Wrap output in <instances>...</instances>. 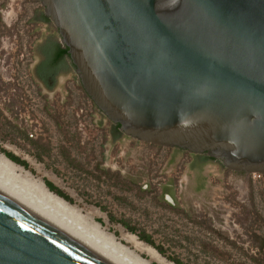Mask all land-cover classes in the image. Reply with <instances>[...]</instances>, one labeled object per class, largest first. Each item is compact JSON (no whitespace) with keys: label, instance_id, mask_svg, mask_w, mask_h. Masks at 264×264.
Segmentation results:
<instances>
[{"label":"rangeland","instance_id":"1","mask_svg":"<svg viewBox=\"0 0 264 264\" xmlns=\"http://www.w3.org/2000/svg\"><path fill=\"white\" fill-rule=\"evenodd\" d=\"M43 15L38 0H0V179L45 199L59 218L113 240L144 264H175L171 257L184 264H264V176L123 134L69 65L60 66L64 73L45 89L36 76L37 50L48 39L61 42ZM3 151L27 166L5 162ZM140 232L164 253L139 240Z\"/></svg>","mask_w":264,"mask_h":264},{"label":"water","instance_id":"2","mask_svg":"<svg viewBox=\"0 0 264 264\" xmlns=\"http://www.w3.org/2000/svg\"><path fill=\"white\" fill-rule=\"evenodd\" d=\"M38 1L110 125L264 176V0ZM0 264L112 263L0 191Z\"/></svg>","mask_w":264,"mask_h":264},{"label":"bare ground","instance_id":"3","mask_svg":"<svg viewBox=\"0 0 264 264\" xmlns=\"http://www.w3.org/2000/svg\"><path fill=\"white\" fill-rule=\"evenodd\" d=\"M3 159L7 163H11V160L3 156ZM1 178V177H0ZM16 186V185H15ZM0 191L19 202L29 210L33 211L43 219L47 220L57 228L61 229L63 232L67 233L95 253L99 254L101 257L105 258L112 264H144L142 259L140 260L134 254H131L126 248L118 243H114L113 240H109L101 235L91 234L79 227H75L65 220L58 217L57 214L53 213L50 207L45 202V199H38L20 189H17L7 184L5 181L0 179ZM48 197L55 199L60 204L64 205V202L53 195L52 193H47ZM47 197V198H48ZM47 201V200H46ZM128 241L133 242L137 247L142 245V243L132 234H128L125 237ZM142 248V247H141ZM147 249L154 255L159 256L158 252L151 246H147Z\"/></svg>","mask_w":264,"mask_h":264},{"label":"trees","instance_id":"4","mask_svg":"<svg viewBox=\"0 0 264 264\" xmlns=\"http://www.w3.org/2000/svg\"><path fill=\"white\" fill-rule=\"evenodd\" d=\"M41 19H42V20H48V17L45 16V15H43V16L41 17ZM64 55H67V48H66V47H65V48H62V49H59V50L55 53V55L52 57L51 62L54 63V62L59 61ZM38 74H39L40 80L43 81V82H45V80H46V76H45L44 74H41V73H38ZM115 125H116V128L119 129V126H118L117 124H115ZM3 152H5L6 156H7L9 159H11L12 161H15V162H17V163H19V164H22L23 166H27V163H26L25 161L20 160L18 157L14 156L13 154H11V153H9V152H6V151H3ZM210 158H211V157H210ZM45 183H46L47 187H48L51 191H53V192L56 193L57 195L63 197L64 199L70 201V198H69L67 195H65V194H64L59 188L55 187L52 183H50V182H48V181H46ZM110 219L113 220V221L115 220V218H114L113 216H111V215H110ZM118 222L121 223V224H122V225H123L128 231H131V232H133V233H136V230H137V229H136L134 226H131L129 222H127V221H125V220H123V219H119ZM137 235H138V239H139V240H142V241H144L145 243L154 246V247L157 249V251H158L159 253H161V254L164 253V249H163L161 246L155 245L153 239L151 238V236H150L149 234H146V233H144V232H140V233H138ZM171 258H172V260H173V262H174L175 264H184V263H183L180 259H178V258H174V257H171Z\"/></svg>","mask_w":264,"mask_h":264},{"label":"flooded vegetation","instance_id":"5","mask_svg":"<svg viewBox=\"0 0 264 264\" xmlns=\"http://www.w3.org/2000/svg\"><path fill=\"white\" fill-rule=\"evenodd\" d=\"M62 48H65V46L62 43L61 44H58L57 42H55L53 40H47L37 50V52H39V54L42 55V59L37 64V67H36L37 68V70H36V76H37V78L39 80H40V77H39V74L38 73L44 74L46 76L45 82H43V81L40 80L42 83L48 85L50 82L52 83V82L56 81L57 77L59 75H62L64 73L63 72L64 71L63 68L60 67V65H61L60 63H62V60H64L66 57H69L68 55H64L57 62H54V63L51 62L52 57L55 55V53L59 49H62ZM203 154H205V153H203Z\"/></svg>","mask_w":264,"mask_h":264},{"label":"built area","instance_id":"6","mask_svg":"<svg viewBox=\"0 0 264 264\" xmlns=\"http://www.w3.org/2000/svg\"><path fill=\"white\" fill-rule=\"evenodd\" d=\"M258 176H260V175H258Z\"/></svg>","mask_w":264,"mask_h":264}]
</instances>
